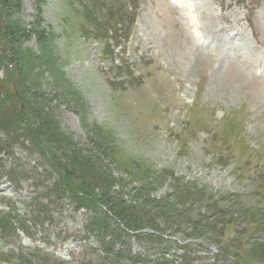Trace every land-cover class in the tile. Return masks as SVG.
I'll list each match as a JSON object with an SVG mask.
<instances>
[{"label":"rangeland","instance_id":"374dc122","mask_svg":"<svg viewBox=\"0 0 264 264\" xmlns=\"http://www.w3.org/2000/svg\"><path fill=\"white\" fill-rule=\"evenodd\" d=\"M18 1L19 9L6 10L0 30L4 24L30 30L39 18L52 33L46 62L33 36L16 50L0 46V56L6 49L17 52L19 82L27 94L43 95L44 109L64 135L90 152L88 138L94 140L102 168L117 180L115 190L124 180L132 195L140 182L136 174L146 171L161 176L151 199L172 200L175 186L188 184L219 206L233 209L236 200L245 209L264 210V76L245 70L233 48L252 66L264 65V0H42L39 17L32 0ZM49 62L60 84L48 74ZM5 66L0 85L6 70L7 76L13 72ZM16 138L17 144L2 145L8 151L0 165L32 175L20 181L14 175L11 185L0 177V212L13 204L28 219L36 197L56 177L24 131ZM5 139L0 132V144ZM49 198L50 206L40 200L50 217L31 228L34 240L22 234L12 239L14 247L23 246L18 255L32 264L101 261L102 253L92 250L101 241L86 231L94 211ZM240 221L227 227L218 245L205 239L196 262H208L234 239L244 242L250 225ZM164 233L173 241L184 236L176 228ZM132 248L141 251L134 242ZM179 254L171 245L162 263L180 264Z\"/></svg>","mask_w":264,"mask_h":264},{"label":"trees","instance_id":"16d2710c","mask_svg":"<svg viewBox=\"0 0 264 264\" xmlns=\"http://www.w3.org/2000/svg\"><path fill=\"white\" fill-rule=\"evenodd\" d=\"M32 1L39 17L43 1ZM19 8L18 0H0V20L7 14L6 10ZM39 20L38 18L31 25L30 30L4 24L3 29L0 30L2 39L0 46L9 45L16 50L21 40L33 36L46 62L52 33L43 29L42 22ZM15 50L10 52L6 49L0 56V64H7L6 69L10 65L13 70L8 73V76L6 70V78L0 85V132H4L6 136L0 144V155L8 151L2 149V145L18 143L17 131L22 130L31 145L45 160L49 167L48 172L55 175L56 181L50 184V187L45 186L41 197H36L38 202L30 208L32 213L29 219L20 218L14 225L16 221L13 218L14 211L12 216H1L0 232L2 234L13 236L18 228L30 235L31 228L42 226L50 217L49 208L47 209L40 202L41 198L47 199V205L50 206L49 197L53 196L56 200L63 197L70 199L77 210L90 208L94 211L86 231L88 234L96 233L98 240L101 241L104 258L97 264H137L132 261L133 259L129 260L125 257L126 254H130L129 240L134 238L148 253L155 242L159 247L161 243L169 244L170 242L164 240L162 235L165 234L164 230L173 228L184 233V236L179 238L182 241L194 239L207 242L209 240L218 245L227 227L237 226L239 220L250 225H247L250 235L246 236L244 242L234 239L233 245L226 244L223 248H218L222 256L227 255L231 258L220 264H264V210L245 209L236 200L232 201L233 209L219 206L221 204L218 201H213L206 193L188 184L175 186L171 195L172 200L151 199L149 194L154 190L159 179L161 180V176L151 177L152 173L146 175V171L145 175L136 174L139 175L140 182L130 191L133 192L132 195L129 194L127 186L122 184L124 180L118 183L121 187L115 190L117 180L102 168V154L95 148L94 140L88 138L95 151H85L82 144L73 142L60 131L52 111L44 109L46 99L43 95L36 94L37 92L27 94L28 90L19 82L20 57ZM38 59L41 64V58ZM45 65L48 67L49 75L56 73L52 62ZM54 77L57 84H60L59 79ZM6 171H4L5 176L12 178L16 175L18 181L23 180L27 173L32 175V171L22 170V168L15 172L11 169ZM35 179L38 180V178ZM196 204L200 207L195 213L192 208ZM241 221L239 223L242 225ZM159 225L163 229L159 228ZM144 230L151 233H144ZM261 235H263L262 238H260ZM214 237H219L217 243L214 242ZM116 245H119V248L116 251L112 250ZM191 246L193 247V244L182 247L184 252L181 264H194V257L189 249ZM2 257L3 260L13 264H32L21 255L17 258Z\"/></svg>","mask_w":264,"mask_h":264},{"label":"bare ground","instance_id":"6f19581e","mask_svg":"<svg viewBox=\"0 0 264 264\" xmlns=\"http://www.w3.org/2000/svg\"><path fill=\"white\" fill-rule=\"evenodd\" d=\"M235 51H236V49H235Z\"/></svg>","mask_w":264,"mask_h":264}]
</instances>
